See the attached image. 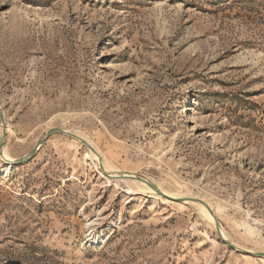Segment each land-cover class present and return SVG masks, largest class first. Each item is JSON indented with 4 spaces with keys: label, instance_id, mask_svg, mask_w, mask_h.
Returning <instances> with one entry per match:
<instances>
[{
    "label": "rangeland",
    "instance_id": "rangeland-1",
    "mask_svg": "<svg viewBox=\"0 0 264 264\" xmlns=\"http://www.w3.org/2000/svg\"><path fill=\"white\" fill-rule=\"evenodd\" d=\"M0 108V264H264V0H0Z\"/></svg>",
    "mask_w": 264,
    "mask_h": 264
},
{
    "label": "bare ground",
    "instance_id": "bare-ground-1",
    "mask_svg": "<svg viewBox=\"0 0 264 264\" xmlns=\"http://www.w3.org/2000/svg\"><path fill=\"white\" fill-rule=\"evenodd\" d=\"M189 101V100H188ZM187 108H186V110H188V106H186ZM67 132H68V130H67ZM70 133H73V132H70ZM73 134H75V133H73ZM77 135V134H76ZM79 136V135H78ZM80 137V136H79ZM82 138V137H81ZM84 139V138H83ZM78 140V139H77ZM78 141H80V140H78ZM37 145H39V143L37 144ZM40 146V145H39ZM5 147V146H4ZM3 147V148H4ZM41 147V146H40ZM89 148V147H88ZM91 151H93L94 153H96V151L95 150H92L91 148H89ZM98 149V148H97ZM99 151V150H98ZM2 153L3 154H1L0 153V156L1 157H3V160H2V162H4V165L7 167V169H12L14 166H15V163H14V160H13V158H11L10 157V154H8V152L5 150V149H2ZM93 154V153H92ZM98 154V153H97ZM91 156V155H90ZM99 156V155H98ZM99 158H100V156H99ZM99 160V159H98ZM101 160V159H100ZM101 163V162H100ZM108 163V162H107ZM106 166V165H105ZM108 167H109V165H108ZM111 167V166H110ZM101 168L103 169V171L105 172V169H104V167H103V163H101ZM126 171V170H125ZM115 172V171H114ZM122 172V171H121ZM130 172L131 171H129V173H125L126 175H124V177L122 176V177H120V176H118L117 177V180H119V179H125L126 181H130V182H132V183H134V184H137L140 188H142V189H144V190H152V191H156L159 195H161V196H163L164 198H166V199H170V198H173L174 199V197H172V196H170V195H168L167 193H166V190H164L162 187H161V185H158V184H154V183H152V182H150V180L148 179V178H144V179H146L148 182H150V183H152L155 187H153L152 185H150V184H148L147 182H145V181H140V180H137L136 178H134V176H131V174H130ZM7 174L8 175V172H3V174ZM118 173V172H117ZM119 174V173H118ZM121 175V174H120ZM161 190H160V189ZM174 195V194H173ZM177 197H179L178 195H177ZM182 197V196H181ZM182 198H184V197H182ZM187 198V197H186ZM188 200V199H187ZM200 200H202V199H200ZM200 200H197L198 201V203H197V205L199 206V208L200 209H202L204 212H206L205 214H207V216H208V218H210L211 220H213L214 221V225H215V227H216V224H215V219H214V216H213V214L210 212V210L208 209V207L204 204V203H202V201H200ZM186 201V200H185ZM188 202V201H187ZM92 229V228H91ZM220 229H221V232H222V235H223V238H225V239H228V240H230L229 239V237H228V235H227V233L225 232V230L223 229V228H221L220 227ZM92 234V233H91ZM91 234L89 235V237H87V242H90L91 244H95V243H99V242H102L103 241V238L102 237H100V236H91ZM231 241V240H230ZM233 242V241H232ZM234 243V242H233ZM245 250H247V249H245ZM248 251H249V249H248ZM252 251V250H251ZM250 252V251H249ZM254 252V251H253ZM264 257V256H263Z\"/></svg>",
    "mask_w": 264,
    "mask_h": 264
},
{
    "label": "water",
    "instance_id": "water-1",
    "mask_svg": "<svg viewBox=\"0 0 264 264\" xmlns=\"http://www.w3.org/2000/svg\"><path fill=\"white\" fill-rule=\"evenodd\" d=\"M0 114L2 116L3 119H5V116H4V113L3 111L1 110L0 108ZM54 132H61V133H64V134H67L69 136H72L73 138L75 139H78L80 140L83 144H85L87 147L91 148L92 150H95L94 147L92 145H90L86 139H83L81 137H79L78 135L76 134H73V133H70V132H67L65 129L63 128H53V129H50L47 133H46V136L39 142V145H43L47 139L49 138L50 135H52ZM5 133V132H4ZM39 145H36L34 146V148L30 151L29 155L27 157H22V158H18L15 160V164H21L22 162L26 161L27 158L29 157H32L34 155H36V153L38 152V150L40 149V146ZM5 146V135H4V138L1 140L0 142V153H2V149L3 147ZM136 178L137 180H140V181H145L147 182L148 184L152 185L153 187H155L152 183L148 182L146 179H144L143 177L141 176H136L134 177ZM202 201V200H200ZM202 203H204L208 209L210 210V212L214 215V213L212 212L210 206L205 203L204 201H202ZM216 230H217V233L218 235L220 236V238L223 240L224 243L228 244L230 247L234 248V249H239V250H242V251H245V252H249L248 250H245V249H242L240 247H238L235 243H233L232 241L228 240V239H225L223 238V235H222V232H221V229H220V225L217 223L216 224ZM249 253H252V252H249ZM254 253V252H253ZM254 254H256L257 256H264V252H255Z\"/></svg>",
    "mask_w": 264,
    "mask_h": 264
}]
</instances>
